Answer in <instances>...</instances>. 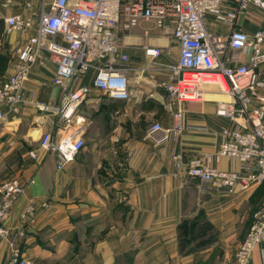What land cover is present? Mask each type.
Segmentation results:
<instances>
[{
    "label": "crops",
    "instance_id": "crops-1",
    "mask_svg": "<svg viewBox=\"0 0 264 264\" xmlns=\"http://www.w3.org/2000/svg\"><path fill=\"white\" fill-rule=\"evenodd\" d=\"M29 2L31 6L25 0H0V83L14 71L17 46L34 33L8 34L5 19L21 13L37 22L41 0ZM207 27L222 35L232 29L212 15ZM235 28L253 35L264 28V11L251 7ZM121 37L131 57L132 96L114 100L91 87L77 109L84 118V147L63 168H58L56 154L39 149L43 133L64 130L59 115L26 101L18 111L3 106L0 179H34L6 224L25 227L21 248L32 264H232L264 203V182L235 194L204 190L173 158L175 152L187 160L218 150L221 129L234 122L218 115L211 99L183 105L184 128L177 136L162 143L148 136L154 123L171 127L175 122L165 83L180 49L172 34L153 21L141 20ZM146 46L161 47V54L147 55ZM54 75L55 66L43 50L24 86L25 98L58 105L63 91L53 83ZM94 76L91 70L79 83L90 84ZM212 164L241 168L230 157ZM31 204L36 211L23 221ZM8 256V245L0 238V264ZM250 264H264V241L256 245Z\"/></svg>",
    "mask_w": 264,
    "mask_h": 264
},
{
    "label": "built area",
    "instance_id": "built-area-1",
    "mask_svg": "<svg viewBox=\"0 0 264 264\" xmlns=\"http://www.w3.org/2000/svg\"><path fill=\"white\" fill-rule=\"evenodd\" d=\"M41 0L38 21L21 13L5 19L6 32L34 30L17 46L14 71L0 83V120L8 105L18 111L23 102L42 112L57 113L64 130L42 134L39 149L56 154L58 168H63L84 147V118L77 115L79 105L91 94V87L114 100H129L131 57L125 52L122 31L138 26L141 20L153 21L172 34L179 46L178 60L170 66L171 76L165 88L174 124L164 127L156 122L148 136L158 143L178 135L184 128L186 103L212 100L216 113L234 122L221 129L222 141L217 151L196 154L187 160L181 152L173 158L182 168L198 178L204 190L235 194L264 182V28L253 35L235 28L239 17L256 7L264 11V0ZM31 6V2L25 0ZM232 27L226 34L212 33L207 16ZM45 50L55 66L53 83L61 87V102L26 99L24 86L32 66ZM147 55L159 56L161 47L146 46ZM243 55L246 60H243ZM91 70L92 82L79 83ZM36 157L35 151L31 152ZM222 157L238 161L240 169L223 170L213 165ZM19 178L0 179V238L6 241L9 256L5 264H32L23 256L21 242L27 231L8 226L6 220L25 194L28 184ZM36 207L31 204L22 216L26 221ZM264 241V203L232 264H250L252 253Z\"/></svg>",
    "mask_w": 264,
    "mask_h": 264
}]
</instances>
